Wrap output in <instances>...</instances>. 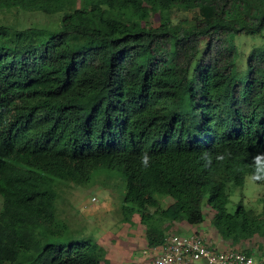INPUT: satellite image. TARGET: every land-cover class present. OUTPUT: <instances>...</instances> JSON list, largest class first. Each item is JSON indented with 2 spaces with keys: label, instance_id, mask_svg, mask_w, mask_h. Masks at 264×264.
Wrapping results in <instances>:
<instances>
[{
  "label": "trees",
  "instance_id": "obj_1",
  "mask_svg": "<svg viewBox=\"0 0 264 264\" xmlns=\"http://www.w3.org/2000/svg\"><path fill=\"white\" fill-rule=\"evenodd\" d=\"M73 1L0 0L65 13L47 28L0 24V264H101L98 243L68 237L48 189L100 168L124 175V220L139 215L151 247L166 222L211 212L225 240L264 236V209L228 211L231 185H264V47L244 74L235 43L264 31V0H84L66 14ZM173 9L194 14L150 22Z\"/></svg>",
  "mask_w": 264,
  "mask_h": 264
},
{
  "label": "rangeland",
  "instance_id": "obj_2",
  "mask_svg": "<svg viewBox=\"0 0 264 264\" xmlns=\"http://www.w3.org/2000/svg\"><path fill=\"white\" fill-rule=\"evenodd\" d=\"M75 9L87 11L89 5L84 0H75L66 14H70ZM64 14L49 15L15 8L0 10V24L17 26L20 29L47 28L52 23L59 22ZM193 14L190 11L173 9L164 18H160V14L151 15L150 22L159 25L170 19L171 23L177 24L186 18H191ZM235 43L238 48L239 70L246 74L250 53L258 47H264V31L236 35ZM48 189L57 194V219L65 223L69 229L68 237L76 238L77 241L98 243L105 252V260H102L101 264H154L152 251L155 249H152L147 240V226L141 222L137 214L133 215L130 221L124 220L126 180L117 168L96 170L87 184L59 182L57 185L49 184ZM157 197L161 208H166L173 201L168 195H157ZM2 201L0 195V211ZM240 203L256 214L264 209V185L256 182L250 174L247 175L243 187L231 185L228 211L235 212ZM211 213L213 215V212ZM212 215L209 213L205 221L198 225L166 222L164 226L169 225V227L165 230V234L197 233L215 248L247 251L255 259L264 262V236L255 235L253 238L236 243L225 240L211 224Z\"/></svg>",
  "mask_w": 264,
  "mask_h": 264
},
{
  "label": "built area",
  "instance_id": "obj_3",
  "mask_svg": "<svg viewBox=\"0 0 264 264\" xmlns=\"http://www.w3.org/2000/svg\"><path fill=\"white\" fill-rule=\"evenodd\" d=\"M153 260L154 264H264L241 250L217 249L197 233L167 235Z\"/></svg>",
  "mask_w": 264,
  "mask_h": 264
},
{
  "label": "crops",
  "instance_id": "obj_4",
  "mask_svg": "<svg viewBox=\"0 0 264 264\" xmlns=\"http://www.w3.org/2000/svg\"><path fill=\"white\" fill-rule=\"evenodd\" d=\"M157 247H158V246H157ZM157 247H153L152 249H153V250H154V249L156 250ZM217 248H218V247H217ZM218 249H223V248L220 247V248H218ZM155 250L152 251V256L154 255Z\"/></svg>",
  "mask_w": 264,
  "mask_h": 264
}]
</instances>
